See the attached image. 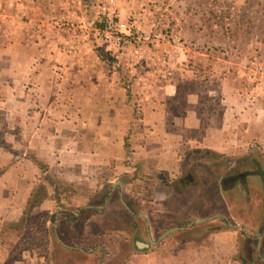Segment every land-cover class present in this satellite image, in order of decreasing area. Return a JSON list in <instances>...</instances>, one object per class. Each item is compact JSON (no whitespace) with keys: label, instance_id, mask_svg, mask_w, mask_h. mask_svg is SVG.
<instances>
[{"label":"crops","instance_id":"1","mask_svg":"<svg viewBox=\"0 0 264 264\" xmlns=\"http://www.w3.org/2000/svg\"><path fill=\"white\" fill-rule=\"evenodd\" d=\"M72 2L0 0V264L8 259L10 264H38L43 258L26 248L13 258L6 249L8 240L22 238H8L7 225L38 214L52 226L51 245L66 252L104 254L114 244L110 234L122 231L127 238L119 245L138 249L126 264H146L148 258V264H167L166 257L147 253L150 246L160 245L169 233L194 228L195 220L152 237L155 226L164 228L167 199L187 193L180 188L186 177L162 179L180 174L186 150H195L201 159L240 158L254 145L264 152L263 94L254 93L251 100L252 95L237 93L220 118L199 102L172 115L160 101L177 95L164 86L151 97L158 103L144 107L136 120L119 65L100 56L105 47L84 40L86 17ZM259 164L260 169L236 179L244 178L263 203L264 161ZM60 184L80 190L73 197L78 209L64 204L68 200L59 195ZM176 186L181 191L171 189ZM144 192L154 201L143 200ZM96 194L105 195L104 207L89 203ZM170 228L177 229L160 238Z\"/></svg>","mask_w":264,"mask_h":264},{"label":"rangeland","instance_id":"2","mask_svg":"<svg viewBox=\"0 0 264 264\" xmlns=\"http://www.w3.org/2000/svg\"><path fill=\"white\" fill-rule=\"evenodd\" d=\"M72 1L78 13L86 17L82 30L88 33H84V40L105 47L107 50L102 52L105 60L119 65V76L131 90L136 120L144 107L158 103L151 97L164 86L167 93L177 95L160 101L172 115L183 108H196L199 102L204 111L220 118L237 93L252 95L251 100L254 93L264 97V0ZM102 19L125 23L121 42L99 37L97 30L102 27ZM257 147L254 145L249 155L240 158L202 155L201 159L195 150H186L183 157L187 159L180 174L175 178L160 177L162 181L186 177L189 184L180 187L187 192L186 196L167 199L170 212L161 223L164 228L155 226L152 237L157 239L167 227H185L193 220L215 217L194 224V228L169 233L160 239V245L150 246L147 253L166 257L167 264H264L262 196L251 192L244 178L236 179L240 173L261 168L264 152ZM60 186L59 195L69 201L64 204H69L72 210L78 209L80 202L73 197L80 190L65 184ZM180 188L171 189L181 191ZM143 194V200L154 201L149 192ZM127 196L129 199L132 193ZM105 199L104 194H96L88 200L104 207ZM135 200L139 201L140 197ZM43 217L28 215L24 217L27 221L17 226L7 225L8 238L22 237L16 242L8 240L6 249L11 257L26 248L38 250V255L43 256L38 264H100L103 255L106 257L102 264H126L128 256L138 250L119 245L127 235L115 231L110 234L114 244L103 249L104 254L66 252L51 245L52 226ZM73 232L70 234L74 235ZM140 236L146 242V235L140 232ZM47 253H51L49 259L54 261L48 260ZM149 261L148 258L146 264ZM4 264H10L9 259Z\"/></svg>","mask_w":264,"mask_h":264},{"label":"built area","instance_id":"3","mask_svg":"<svg viewBox=\"0 0 264 264\" xmlns=\"http://www.w3.org/2000/svg\"><path fill=\"white\" fill-rule=\"evenodd\" d=\"M102 27L97 30V34L102 40H114L121 42L123 39L122 32L126 25L123 22H117L113 19H102ZM126 36V35H125Z\"/></svg>","mask_w":264,"mask_h":264},{"label":"water","instance_id":"4","mask_svg":"<svg viewBox=\"0 0 264 264\" xmlns=\"http://www.w3.org/2000/svg\"><path fill=\"white\" fill-rule=\"evenodd\" d=\"M242 176H244L243 174H242ZM237 177H241V175L239 176H237ZM215 216H210V217H206V218H200V219H197V220H195V221H193V223H195V224H197V223H201V222H204V221H206V220H209V219H212V218H214ZM192 223H190L188 226H190ZM230 226H233V227H240V225H231V224H229ZM177 228H170V229H167L161 236H160V238H162V237H164L166 234H168L169 232H171V231H174V230H176ZM150 242L151 243H155L154 241H151L150 240Z\"/></svg>","mask_w":264,"mask_h":264},{"label":"trees","instance_id":"5","mask_svg":"<svg viewBox=\"0 0 264 264\" xmlns=\"http://www.w3.org/2000/svg\"><path fill=\"white\" fill-rule=\"evenodd\" d=\"M99 54H100V56H102V58L105 59V57H104V55H103L102 53H99ZM108 62H109V61H108ZM260 175H261V177L264 179V173L261 172ZM263 207H264V195H263ZM72 217H73V218H76L74 215H72Z\"/></svg>","mask_w":264,"mask_h":264},{"label":"flooded vegetation","instance_id":"6","mask_svg":"<svg viewBox=\"0 0 264 264\" xmlns=\"http://www.w3.org/2000/svg\"><path fill=\"white\" fill-rule=\"evenodd\" d=\"M228 179H229V180H231V179H232V177H229ZM228 179H225V181H226V180H228Z\"/></svg>","mask_w":264,"mask_h":264}]
</instances>
